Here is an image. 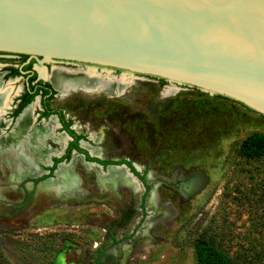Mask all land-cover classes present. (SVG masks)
Masks as SVG:
<instances>
[{
    "label": "rangeland",
    "instance_id": "obj_1",
    "mask_svg": "<svg viewBox=\"0 0 264 264\" xmlns=\"http://www.w3.org/2000/svg\"><path fill=\"white\" fill-rule=\"evenodd\" d=\"M120 76L133 80L121 94L54 92L49 104L78 133L92 139L105 133L103 143L86 146L103 152L102 159L128 158L159 184L158 200L153 194L146 202L131 240L114 246L108 235L129 232L141 217L135 197L139 201L143 188L135 196L136 183L124 169L115 165L101 173L77 155L71 160L72 153L50 173L67 143L60 150L63 144L47 138L44 147L58 151L48 163L29 146L26 161L1 152L0 225L12 230L0 238L8 260L93 264L98 247L107 264H195L193 241L206 227L218 230V246L229 255L263 251L264 166L243 161L238 149L250 134L264 133V118L196 87L144 74ZM171 87L177 91L166 94Z\"/></svg>",
    "mask_w": 264,
    "mask_h": 264
},
{
    "label": "water",
    "instance_id": "obj_2",
    "mask_svg": "<svg viewBox=\"0 0 264 264\" xmlns=\"http://www.w3.org/2000/svg\"><path fill=\"white\" fill-rule=\"evenodd\" d=\"M0 52L144 74L264 116V0H0Z\"/></svg>",
    "mask_w": 264,
    "mask_h": 264
},
{
    "label": "flooded vegetation",
    "instance_id": "obj_3",
    "mask_svg": "<svg viewBox=\"0 0 264 264\" xmlns=\"http://www.w3.org/2000/svg\"><path fill=\"white\" fill-rule=\"evenodd\" d=\"M53 69L66 70V71H69L72 73L91 74V75L97 76L99 79H112V80L123 79V80H125V84L120 90H112V91L102 90L99 88H96V89L95 88H86V87H82V85L79 84V85L73 87L72 89H69V90L65 91L63 94H61V93L57 92V90L54 88L53 84L50 81V76H51ZM128 74H132V73H129L127 71H122V70L86 65V64L70 62V61H62V60H51L47 63L39 64L37 59H35L31 55L0 52V91L2 92L4 90H7V88L9 90L7 99H5V102L3 103V105L0 106V133L2 135H4L6 133L5 130L12 129L13 126L15 125L14 123H16L19 116L23 113L24 109H26L30 106L32 109L31 113H30V117L32 118L31 119L32 120V126H35L37 124H41L42 126L45 127L49 123H51L52 128H51V132L49 135L50 137L47 139H49L50 142L55 144L50 139L51 136H56V135L62 136V143H58V144H63V145L60 146L57 144L60 147V150H63L66 146V143H67L65 153L60 158L64 157L67 154L69 145L74 141L75 137H77V140H76L77 146L80 149L84 150L86 152V154L83 152H78L77 150L72 149L69 153V156L72 153L74 154V156L71 158V160L75 161V155H77L78 157H80V162H86L85 156L88 155L89 157H91V154H93L95 157H92V158H96V159H99L102 161H127V162H131L126 157H121L119 159H117V158H114V159L110 158L109 159L106 157V158L102 159L99 157V155L102 156L103 152L99 153L98 149L90 148V147L86 146V143L88 141H89V143H94L97 145L103 143L104 137L106 134L103 132H100V134L98 136L99 138H96V139L93 138L94 139L93 140L91 138V136L88 137L85 135V133H78L77 131H75V128L73 127V124H72L73 121L68 119L61 109L53 108L50 106L49 101L54 96V94H52L49 91V89L46 87V84H48L50 86V88L52 89V91L57 92V94L61 97L69 96V95H71L75 92H78V91H83L87 94L107 93V94L115 95V94H121L128 87H130L133 84V80H130L129 78H126L124 76H120V75H128ZM8 85H11V86H8ZM51 86L54 88V90ZM35 88L37 89V94L34 97L35 102L33 103V101H34L33 100L26 107L19 110L21 103L24 101V99L27 97V95H29L33 92V90ZM175 91H177L176 88H174L172 91H169L168 89H166L165 93L166 94H172ZM43 100H45V102L49 104L50 109L54 110V112L49 113L48 116L45 115L48 111L43 106ZM60 115L63 116L64 122L62 121ZM84 128L87 129L86 126ZM67 130L73 131L74 135L69 134L67 132ZM48 150L50 151L48 157H51L58 152L51 147ZM82 157L84 158V160L82 159ZM54 160L55 159H52V166H53ZM91 163H94V162H91ZM109 166H115V165H109ZM119 166H121V165H119ZM132 166L135 168V166L133 164H132ZM107 167L108 166L103 168V171L105 169H107ZM49 169H48V171L50 172ZM129 173L132 174V177L134 176L138 180L139 184L143 188V191L139 197V201H138V195H137L138 194V188H137V191L135 192V196L137 195L135 198L137 199V202L139 204V209L141 211L140 212L141 217H140V220L138 221V223L129 232L124 233L123 235H121L119 237H115L113 234L108 235L107 238H109V240L113 243L114 246L118 245L122 242L130 241L131 238L134 236V234L137 233V231L139 230V227L143 221V218L145 217V211H144L145 204H146V202H148L150 205V197H151V193H152L151 191L153 190L154 186L158 184V183H155V184L150 183L149 179L147 178L148 177L147 174L146 173H140V174L144 175L148 184L151 185V188L149 189L147 196H146L145 204L142 205V196L145 193V188H144L143 184L140 182V180L133 173H131L130 170H129ZM158 186H159V184H158ZM97 248L98 247H96L95 252L98 255L94 259L93 264H97L98 260L102 264H107V262L104 261L107 257L104 256L102 250L100 251Z\"/></svg>",
    "mask_w": 264,
    "mask_h": 264
},
{
    "label": "trees",
    "instance_id": "obj_4",
    "mask_svg": "<svg viewBox=\"0 0 264 264\" xmlns=\"http://www.w3.org/2000/svg\"><path fill=\"white\" fill-rule=\"evenodd\" d=\"M157 79L162 83L165 81L163 79H159V78ZM46 87L49 89V91L52 94H54V92L52 91V89L50 88L48 84H46ZM36 94H37V89L35 88L33 92L27 95V97L21 103L19 110L26 107L28 104H30L34 100V97L36 96ZM216 96L222 99H227L220 95H216ZM229 101H232V100H229ZM234 103H237V102H234ZM43 106L48 111L45 114L46 116H48L49 113L54 112V110L50 109L49 104L46 103L45 100H43ZM241 106L244 107L243 105ZM246 109L251 111L248 108ZM60 117L62 121L64 122L63 116L60 115ZM262 117L264 118V116ZM67 132L71 135H74L73 131L67 130ZM76 140H77V137H75L74 141L69 145L68 152L64 157L55 159L53 161V166L49 169L50 173L55 170V166L57 164L63 161H68L69 153L72 149L86 154L84 150L80 149L77 146ZM238 155L245 162L256 161V162L262 163L264 166V133H253L247 136L245 139H243L239 145ZM85 159L88 162L97 163L101 165L103 168L109 165H116V166L125 165L126 167H128L130 172L133 173L140 180V182L143 184L145 188V193L142 196V205L145 204L146 196H147L149 189L151 188V185L148 184L143 174H140L138 171H136V169L132 166L131 162L102 161L96 158L89 157L88 155L85 156ZM10 230L12 229L11 228L9 229L7 227H3L0 225V233L6 234ZM218 234L219 233L217 229H212V227H206L197 235V237L193 241L195 264H264V250L255 252L252 257H250V252L248 254L234 253V254L229 255L227 252H225L223 249H221L218 246V241H216L215 239L218 236ZM7 243H5V245ZM3 248H4V243H3L2 238H0V264H17V263H14L8 260V258L3 252ZM97 264H102V263L99 262L98 260Z\"/></svg>",
    "mask_w": 264,
    "mask_h": 264
},
{
    "label": "bare ground",
    "instance_id": "obj_5",
    "mask_svg": "<svg viewBox=\"0 0 264 264\" xmlns=\"http://www.w3.org/2000/svg\"><path fill=\"white\" fill-rule=\"evenodd\" d=\"M50 81L53 84L54 88L57 90V92H59L61 94H63L65 91H67L69 89H72L73 87H75L79 84L82 85V87H86V88H95V89L99 88V89L108 90V91L120 90L125 84V80H123V79H119V80L99 79L97 76H94L91 74L72 73V72H69L66 70H61V69L60 70L59 69H53L51 76H50ZM168 90L172 91L173 88H170ZM8 93H9L8 88H7V90H4L2 92L0 91V106H2L3 103L5 102V99H7ZM31 110L32 109L30 106L28 108L24 109L23 113L19 116L16 123H14L15 125L9 131V133L6 134L5 137L0 138V153L7 151V152H10L13 155H15L16 159L21 160V161H26L27 157H26V154L24 153V146H29L28 148L31 147L34 154L38 158H40V160H43L44 162L48 163L47 158H48L50 151L44 147V139L50 137L49 135L51 132L52 124L49 123L45 127L42 126L41 124H37L35 126H32V120H31L32 118L30 117ZM50 139L54 143H62V136H58V135L51 136ZM6 154H8V153H6ZM3 160H4V158H3ZM83 163H86V162H83ZM87 164H91V165L95 166L92 163H87ZM60 167H61V165H58V168H60ZM95 167H97V166H95ZM121 168L124 169L125 172L135 182V179L127 172V170L124 167H121ZM108 169L110 171V170H113L115 168L109 167ZM65 172H67V171H65ZM100 172H101V170H100ZM101 173H103V172H101ZM55 174L57 175V172ZM123 181H124V183H126L127 187L135 189L134 185L129 184L125 180H123ZM3 182H5V181L3 180ZM136 191H137V189L134 190V192H136ZM153 194H154L156 200H158L156 189H153L151 196Z\"/></svg>",
    "mask_w": 264,
    "mask_h": 264
}]
</instances>
